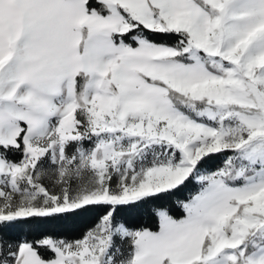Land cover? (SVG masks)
Returning <instances> with one entry per match:
<instances>
[{
  "label": "snow or ice",
  "instance_id": "obj_1",
  "mask_svg": "<svg viewBox=\"0 0 264 264\" xmlns=\"http://www.w3.org/2000/svg\"><path fill=\"white\" fill-rule=\"evenodd\" d=\"M0 264H264V0H0Z\"/></svg>",
  "mask_w": 264,
  "mask_h": 264
},
{
  "label": "trees",
  "instance_id": "obj_2",
  "mask_svg": "<svg viewBox=\"0 0 264 264\" xmlns=\"http://www.w3.org/2000/svg\"><path fill=\"white\" fill-rule=\"evenodd\" d=\"M220 161H217V164H219ZM216 165H213V169ZM199 189V185L193 181L189 184L187 189H183L177 194V197L173 198L172 201H170L171 206V214L174 215V217H182L183 212L179 206V203L177 201L186 200L188 198L189 192L194 193ZM95 221V217H89L83 220H80L76 223V225L73 228L70 229H62L61 233L63 235H67L69 237H79L82 232L90 227ZM130 224L136 227H147L149 229H156L157 228V221L154 217H149L147 215L140 217V218H134L129 221Z\"/></svg>",
  "mask_w": 264,
  "mask_h": 264
},
{
  "label": "rangeland",
  "instance_id": "obj_3",
  "mask_svg": "<svg viewBox=\"0 0 264 264\" xmlns=\"http://www.w3.org/2000/svg\"><path fill=\"white\" fill-rule=\"evenodd\" d=\"M175 218H180V217H175ZM152 230H156V229H152Z\"/></svg>",
  "mask_w": 264,
  "mask_h": 264
}]
</instances>
